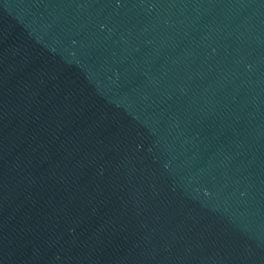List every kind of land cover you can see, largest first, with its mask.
I'll return each mask as SVG.
<instances>
[{"label": "water", "instance_id": "obj_1", "mask_svg": "<svg viewBox=\"0 0 264 264\" xmlns=\"http://www.w3.org/2000/svg\"><path fill=\"white\" fill-rule=\"evenodd\" d=\"M0 264H264V0H0Z\"/></svg>", "mask_w": 264, "mask_h": 264}]
</instances>
